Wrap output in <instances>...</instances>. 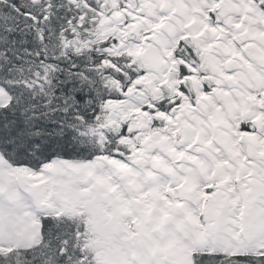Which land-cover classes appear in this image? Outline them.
I'll return each mask as SVG.
<instances>
[{"label":"snow or ice","instance_id":"1","mask_svg":"<svg viewBox=\"0 0 264 264\" xmlns=\"http://www.w3.org/2000/svg\"><path fill=\"white\" fill-rule=\"evenodd\" d=\"M0 264H264V0H0Z\"/></svg>","mask_w":264,"mask_h":264}]
</instances>
